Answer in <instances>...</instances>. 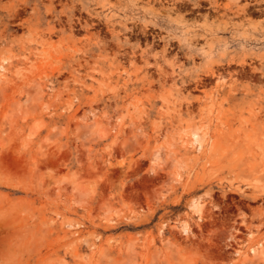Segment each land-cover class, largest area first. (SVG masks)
<instances>
[{
  "label": "rangeland",
  "instance_id": "374dc122",
  "mask_svg": "<svg viewBox=\"0 0 264 264\" xmlns=\"http://www.w3.org/2000/svg\"><path fill=\"white\" fill-rule=\"evenodd\" d=\"M262 246L264 0H0V264Z\"/></svg>",
  "mask_w": 264,
  "mask_h": 264
},
{
  "label": "bare ground",
  "instance_id": "6f19581e",
  "mask_svg": "<svg viewBox=\"0 0 264 264\" xmlns=\"http://www.w3.org/2000/svg\"><path fill=\"white\" fill-rule=\"evenodd\" d=\"M193 140L194 141H199V136L196 132L193 133ZM193 210L194 211H198L200 205L196 202H194L192 204ZM176 253V252H175ZM178 254V253H177ZM181 255V254H180ZM184 257V256H183ZM261 257H263V260L261 259ZM172 258V257H171ZM177 259V258H176ZM178 259H180L181 263L178 261L179 264H188L185 259H182V256L180 258V256L178 257ZM177 259V260H178ZM247 262L249 264H263L264 263V246H262V248L259 249L258 253L254 255V257L250 258L249 261L247 260ZM162 263V262H160ZM108 264V263H107ZM158 264V263H157Z\"/></svg>",
  "mask_w": 264,
  "mask_h": 264
}]
</instances>
